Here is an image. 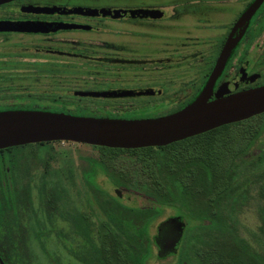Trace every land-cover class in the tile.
Listing matches in <instances>:
<instances>
[{
    "label": "rangeland",
    "instance_id": "rangeland-1",
    "mask_svg": "<svg viewBox=\"0 0 264 264\" xmlns=\"http://www.w3.org/2000/svg\"><path fill=\"white\" fill-rule=\"evenodd\" d=\"M22 44L2 43L0 57H34ZM113 212L134 235L110 223ZM73 215L84 216L82 228ZM169 217L188 228L179 252L159 259L152 236ZM107 226L131 264H264V114L166 150L52 142L0 153V264H93L88 253L102 248Z\"/></svg>",
    "mask_w": 264,
    "mask_h": 264
},
{
    "label": "flooded vegetation",
    "instance_id": "flooded-vegetation-1",
    "mask_svg": "<svg viewBox=\"0 0 264 264\" xmlns=\"http://www.w3.org/2000/svg\"><path fill=\"white\" fill-rule=\"evenodd\" d=\"M256 1L15 0L1 5L0 23L22 30L0 31V45L20 42L29 50L23 53L35 56L0 57V112L127 114L138 115L137 120L176 114L199 97L228 42L232 48L210 101L264 86V1L245 16ZM234 80L240 81L238 88L226 90ZM33 88L39 96L28 91ZM43 98L57 107L44 105ZM147 207L140 210H153ZM174 218L160 223L152 236L158 258L175 256L155 241L161 224ZM84 219L69 220L80 229ZM170 234L163 230L161 239Z\"/></svg>",
    "mask_w": 264,
    "mask_h": 264
},
{
    "label": "water",
    "instance_id": "water-1",
    "mask_svg": "<svg viewBox=\"0 0 264 264\" xmlns=\"http://www.w3.org/2000/svg\"><path fill=\"white\" fill-rule=\"evenodd\" d=\"M12 1L15 0H0V6ZM263 1L257 0L245 16L251 17ZM21 30V26L10 27L0 23V31ZM231 48L228 42L199 97L176 114L155 119L123 120L29 110L0 112V151L52 142L119 150L161 148L263 115L264 86L226 97L219 95L210 101ZM239 84V80H234L225 89H237ZM167 229L171 234L161 239L162 231ZM184 229L182 218L168 220L161 224L155 241L163 251L176 255ZM163 257L160 254L159 258Z\"/></svg>",
    "mask_w": 264,
    "mask_h": 264
},
{
    "label": "trees",
    "instance_id": "trees-1",
    "mask_svg": "<svg viewBox=\"0 0 264 264\" xmlns=\"http://www.w3.org/2000/svg\"><path fill=\"white\" fill-rule=\"evenodd\" d=\"M224 128V127H222ZM222 128H219V129H216L214 131H211L209 133H206V134H210V133H214ZM205 134L203 135H199L197 137H194V138H191V139H188V140H185V141H182V142H179V143H175L173 145H170V146H167V147H161V148H146V149H139L140 151H143V152H151L153 150H156V149H159V150H166V149H170L176 145H179V144H182V143H188L194 139H198V138H201L202 136H204ZM28 146V145H27ZM14 148H10L8 150H13ZM101 149H108V148H101ZM139 150H136V151H139ZM5 150L3 151H0V153H3ZM115 151H123V150H119V149H115ZM130 151H135V150H130ZM8 173V172H7ZM108 215V218L110 219V223L113 224V225H116L117 227L118 226H124L125 228H127L129 230V232H132V235H134V228L132 225L130 224H127L125 222H123L122 220H120L116 215L115 213L113 212V214H107ZM70 219V217L68 218ZM78 224V223H77ZM80 224V222H79ZM78 224V226H80ZM103 235L104 237H106V239H103L105 240L104 243H103V246L101 249H97L95 248V253L93 252H89L88 254V257L91 256V261L93 262V264H131L128 260V256H127V253L125 251V246H123L121 244V240L120 238H118L115 234V232L113 230H111L110 227L107 226L106 229L103 230ZM110 251L115 255L116 257V261L113 262V260L111 259L110 257Z\"/></svg>",
    "mask_w": 264,
    "mask_h": 264
}]
</instances>
